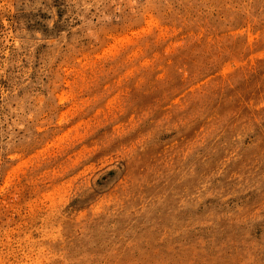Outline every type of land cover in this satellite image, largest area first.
I'll use <instances>...</instances> for the list:
<instances>
[{
    "label": "rangeland",
    "instance_id": "rangeland-1",
    "mask_svg": "<svg viewBox=\"0 0 264 264\" xmlns=\"http://www.w3.org/2000/svg\"><path fill=\"white\" fill-rule=\"evenodd\" d=\"M0 264H264V0H0Z\"/></svg>",
    "mask_w": 264,
    "mask_h": 264
}]
</instances>
